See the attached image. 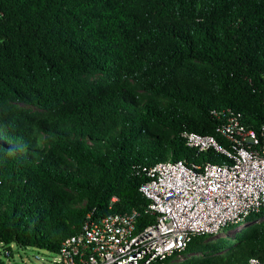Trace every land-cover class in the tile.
Instances as JSON below:
<instances>
[{
	"label": "trees",
	"instance_id": "16d2710c",
	"mask_svg": "<svg viewBox=\"0 0 264 264\" xmlns=\"http://www.w3.org/2000/svg\"><path fill=\"white\" fill-rule=\"evenodd\" d=\"M264 124V0H0V243L55 254L88 219L140 213L158 162L221 163L184 132ZM258 219L151 264L264 260Z\"/></svg>",
	"mask_w": 264,
	"mask_h": 264
},
{
	"label": "built area",
	"instance_id": "2783aa9c",
	"mask_svg": "<svg viewBox=\"0 0 264 264\" xmlns=\"http://www.w3.org/2000/svg\"><path fill=\"white\" fill-rule=\"evenodd\" d=\"M217 132L226 145L193 132H184L182 138L188 147L212 150L225 161L187 165L184 160H166L147 169V180L139 191L149 202L144 214L153 215L150 223L138 228L136 210L89 218L80 232L61 243L55 264H151L177 259L184 257L194 236L216 235L260 213L264 208V124L255 132L230 116ZM0 264H14L13 245L0 243ZM245 264H264V260L251 257Z\"/></svg>",
	"mask_w": 264,
	"mask_h": 264
},
{
	"label": "rangeland",
	"instance_id": "374dc122",
	"mask_svg": "<svg viewBox=\"0 0 264 264\" xmlns=\"http://www.w3.org/2000/svg\"><path fill=\"white\" fill-rule=\"evenodd\" d=\"M166 160H171L169 155H166ZM187 165H191V163H187ZM153 218V215H148ZM258 219L257 214H252L248 216L243 223L239 225H228L223 228L220 233L216 235L210 236V241H214L218 238L230 236L232 237L234 233L238 232L241 225L252 223V221H256ZM245 226V227H246ZM36 256H39V260L35 259ZM184 259V257H178L176 262H180ZM57 261V256L52 253H48L46 250H37L35 248H27L22 251L13 246V263L14 264H55Z\"/></svg>",
	"mask_w": 264,
	"mask_h": 264
}]
</instances>
